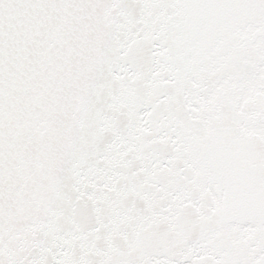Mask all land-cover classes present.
<instances>
[{"label": "snow or ice", "instance_id": "obj_1", "mask_svg": "<svg viewBox=\"0 0 264 264\" xmlns=\"http://www.w3.org/2000/svg\"><path fill=\"white\" fill-rule=\"evenodd\" d=\"M0 264H264V0H0Z\"/></svg>", "mask_w": 264, "mask_h": 264}]
</instances>
